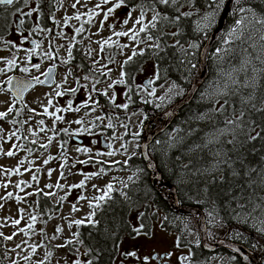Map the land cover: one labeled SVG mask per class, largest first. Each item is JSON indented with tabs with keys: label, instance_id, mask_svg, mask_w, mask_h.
<instances>
[{
	"label": "snow or ice",
	"instance_id": "obj_1",
	"mask_svg": "<svg viewBox=\"0 0 264 264\" xmlns=\"http://www.w3.org/2000/svg\"><path fill=\"white\" fill-rule=\"evenodd\" d=\"M89 0H83V4L81 3V0H75L74 3L71 4V8L75 10L73 16H65L63 18L64 25L67 26L69 21L72 19H76L78 21L82 20V16H87V23L89 25H92L95 23V17L99 16L101 12H103V20L100 21V28L97 30V33L94 35H98L100 31L103 30L104 23L108 20L110 16H112L117 9L121 7H128V19L124 21V25L128 23V20L131 19V13L135 11L137 8L139 9V15L134 21V26L131 29H128L127 31H115V25H110V29L113 31V35L117 37H128L136 47H139L140 44H145L148 46L151 51L159 53L161 51H164L168 47L177 48L179 47L185 54V56L188 55H194V52H189L188 49H185L184 46L181 44L179 40H175V42L172 45H169L167 43L166 38H174L181 34L180 31H165L166 28L172 27L173 25L177 28L182 30L185 23L189 22L190 19L193 16H197L196 19V28L201 31L202 33L207 32V29L211 28L213 23L215 22L217 14L223 9L225 4L228 2V0H206L207 4V10L200 11L198 6V0H150V3H137L136 5H129L128 0H97V3L94 5L93 8L89 9L85 13H81L77 5H81L82 7L87 8ZM233 2L238 5V16L234 21V25L231 27V29L227 32L226 37H222V42L224 45H227V47L224 48H218L216 50L218 58H223L228 56L230 52H233L235 48H240L242 52V56L240 58V64L237 68H235L233 71L226 73L227 77V83L223 85L222 89H218L216 91L217 96H238V101L230 103L228 99H225L223 103H220L219 100L217 103L219 104V107L212 109L213 112H217L219 114H223L225 116L224 124L225 127L223 128H216L212 132L206 133L205 142L203 144H194L191 148L192 151L196 150H202V149H209L210 145H216L220 144L221 147L216 148L214 151H211V155L215 159V164L213 167L219 171L222 168H228L231 169V174L234 176H239L240 172L235 168V165L239 163L241 165V168H244V161L237 159H233L231 156H229V152L233 151L234 149L238 150L239 148H242L245 143H251L253 141L264 139V136H262V133H264V126H261V124H258L255 119H253V115L256 113H264V96H261L259 99H257L256 91L258 88H264V84H261V80H264V16L258 17L256 16L251 9H246L242 4L241 0H233ZM111 4V7H108L106 10H104L103 6ZM32 0H0V6H4L5 9L8 8V6H12V11L10 14L5 15L4 13H0V28H4L7 30V28L13 24H15L18 34L24 39L27 40V37L24 36V32L22 31L23 25L26 22V18L28 21L31 20V17L33 14L38 15L39 20V14L41 12V9L39 7H32ZM60 7H63V0H60ZM163 6V10H161V7ZM28 9L25 11V9ZM151 11L152 18L151 20L147 19L148 12ZM236 15V13H234ZM12 17H15L16 19H12ZM49 19L54 24L59 26L60 21H57L55 19V16L52 13H49ZM139 26L138 28L136 26ZM257 25L260 26L259 29V43L257 42ZM86 31H90L89 29H85L84 22H81L80 27H74L73 29V35L69 39V43L67 46V57L61 58L59 56V48L63 47L57 46L55 44V39L57 38H66V34L62 32H56V35L52 37V39L49 40V51L43 54V57L48 60L58 61V64L49 67L45 72L42 73L44 76V79L42 80L39 75L33 77L32 82L28 83L25 81L17 80L15 84L13 83V78L9 77L7 81L5 82L7 85L12 86L15 88L16 95L13 97L12 102L8 109L4 112H0V120H5L13 125L17 124V121L15 119H9V113H15L16 110V102L22 97V94L24 91L28 90L30 87H33L35 85H46L53 82V74L55 72L56 67L59 65H69L71 61L74 59L73 56V48L76 47V44L82 43L83 40V34ZM31 32L36 33H47L51 35L52 29H46L41 28L39 26V23L35 24L33 28L31 29ZM31 34V33H30ZM143 34V35H141ZM77 37H81L80 40H77ZM73 41L75 43H73ZM4 44L9 48L10 51V58L9 57H3L0 58V62H3L6 64L5 68H0V74H7L8 72L12 71L14 67H19L17 64V56L15 52H12L11 49L15 48L17 50H20V46L15 44L11 41H3ZM32 43L35 45L34 48L31 49H23V51L26 53L25 56V63L30 65V67H21L20 70L26 73H29L31 69H35L36 72H40L41 65L40 63L31 64L33 53H36V49L40 47V43L37 41H32ZM100 45V52L97 56V59L93 61L92 65L89 68L90 72H96L97 76L94 78L92 76H89L87 74L75 77L77 83L79 84L81 80L85 81H91V88L90 93L88 95V101L89 103L81 104L75 108L72 106V101H68L66 108H56L55 112H49V107L52 105V94L46 93L45 98L48 100V104L44 105L41 104V107L43 109L42 113H37L35 109H28V111L32 114L30 116V119L34 115H48V116H54V124L55 121H63V117L60 115H57L56 113L59 112H76L79 113L81 108L85 109L84 116L90 115V111H95L96 106L98 104V101H93L91 93H96L97 95H103L108 96V91L105 89L102 92H97V89L95 87L96 84L105 82L101 78L102 77H108L110 78L112 69L108 68V64L101 65L100 69H96L95 65L100 62L101 59L104 58L103 54L105 52V45L108 47H112L111 43V37L96 41ZM131 45L124 44L119 45L117 44V53L123 54V49L128 48ZM198 47V44L192 43L189 45L190 49H196ZM249 48H251L253 51L249 52ZM146 49H141L139 52L136 51V48L133 47L132 55L129 56L121 65H120V79L113 81L111 84L108 85V88H114L116 84L124 83V77L128 75V73L125 71L127 66L133 61L134 57L136 56H143ZM39 55V53H36ZM92 55V49H88L87 52H85V58H90ZM182 62H186L190 65V70L196 68V64L192 62L191 60H184ZM108 63H115L114 57L110 55L108 57ZM77 67H81L80 65H77ZM104 68H108V71H104ZM237 72H243L245 74L244 79L240 80L237 78L235 73ZM249 72L251 75L249 76ZM73 75V69L71 67L68 68L67 73L64 77L63 83H67L68 76ZM161 79V75L159 70L155 73L154 77L148 81V86L145 88V91L148 92L149 95H155V89L152 87L156 80ZM165 83L167 82L166 77ZM63 85H57L55 89V95L57 97L66 95L68 92H71L72 94H75L77 89H67V90H61ZM83 87L88 88L89 85L85 84ZM160 87H164L163 84L160 85ZM232 88L231 92H228V88ZM241 88L244 89H251V91L248 92L247 95H243L241 93ZM12 88L10 87L8 91H11ZM4 91V86L0 85V92ZM131 91V89L129 90ZM180 92L176 91L175 84L170 85L165 92V97L168 99H171L172 95H179ZM165 97H159V99L163 100ZM39 99V98H38ZM110 100H112L114 104V98L109 97ZM129 102H131V98L129 96ZM147 102V100H145ZM27 108V105H25ZM117 107H121L123 109H127L128 104L124 105H117ZM90 109V111H89ZM196 119H204V116H197ZM100 121L103 123L102 117H95L94 120L88 121V126L81 127L80 129L76 131H71L69 128L62 129L66 135L74 137L78 135L80 132H87L90 130V126H95L96 122ZM28 121H25L24 123H27ZM75 123L78 125H85V119L83 117L78 118L74 121H70L69 124ZM38 125L42 126L40 127L41 132H52L51 136H47L48 143H39V134L35 131L29 130L32 137H34L30 142L32 144H38L39 147L43 149H47L52 141L56 138V136L59 134L56 132L55 127L49 129L46 127H43L45 125V121L43 119L38 121ZM108 128H113V124L108 123L106 125ZM259 129V130H258ZM237 130H239V133L244 136L243 140H240L239 143H237ZM17 130H12L8 133L7 137L3 135V129L0 128V154L6 155L7 157L11 158L14 155H16V152L14 149L19 148L21 150H25L31 155L33 153V149L26 148L22 144H14L12 149H9L6 153H3V143L4 142H11L13 140V137H15L17 140L21 139V136L18 134ZM255 133V135H253ZM230 135L231 139H228L226 141H221V137ZM224 144H230L233 146L232 149H227L223 147ZM60 151L61 156H65L67 152V141H61L60 142ZM110 147V145H109ZM76 151L78 153H91V149L86 147H77ZM107 154L108 156H112L115 153L114 152H97L95 155L97 157ZM52 159V157H49V159H46L44 161L45 164L49 162V160ZM26 162L25 159H21L18 161L17 167L14 169L4 168L3 166H0V175H3L7 179V183L0 184V187L7 188L11 184V176L12 175H22L23 173L20 172V167ZM81 164H89L91 163V156L89 157V160H79L77 161ZM28 163L33 164L35 161H28ZM67 161L65 160L64 163L61 164V172L60 177L57 180V183L55 185L53 184H47L45 185V188L48 189H58L63 190L65 187L69 189V191L73 188H81L83 189L85 187L84 182L82 181L80 184H74L70 186H64L60 184V180L64 179V172L63 168L65 167ZM95 163H99L101 165L100 172L97 173H91V174H83L86 176V179L90 176L96 175H102L105 172V165H107L109 168L112 167L114 164L120 163L119 161H113V162H105L97 160ZM26 171H31V169H26ZM54 169H50L48 172L49 178H51L52 172ZM194 174L204 175L206 172H208V169H194ZM36 172H39V169H36ZM253 173H256V176L253 177ZM244 175L246 177V183L249 186V197L246 198V203L239 204L238 207L240 208L241 212L244 213L247 217H252L253 219H259L261 223L260 232L262 235H264V196L259 197L258 201H254L252 199V194L255 192V186L264 185V169L257 170L256 168H245ZM32 180L35 181L38 185L39 180L37 175L32 176ZM213 182H215V178H213ZM123 187H127L128 185L124 182H121ZM22 185H26L28 187H31V184H28L25 181H19L14 187L18 188L21 192L25 191V188ZM93 189L97 191H101L104 193V195L94 197L93 200L100 202L107 200H110L111 197L109 196V193H111L114 190L113 183H108L104 189H99L96 185H93ZM119 191V190H117ZM41 195L43 194L46 197H51L53 195H56V192L49 191L44 192L43 189H40L37 187L35 193H27V195ZM121 195L124 197L125 200L130 201L131 197L126 193L121 191ZM15 198L17 203H20L22 200H26L25 197H20L16 195L14 197V194L12 192H7L6 196L0 197V200H11ZM67 198V193L63 197H58V204L62 206L63 202ZM78 199H86V197L83 196L81 193L80 196H78ZM38 203V202H37ZM251 205V207H249ZM3 205L0 204V208H2ZM31 207V206H30ZM100 207L99 203H93L92 201L89 202V208L91 211L87 216H85L83 219H78L75 221L69 222V227L71 228L73 224L80 226L82 224L87 223L89 226L93 228H97L100 224V221L95 219L96 216V209ZM73 210H78L75 208V205H73ZM20 213L19 219H12L11 225L13 227L19 225L21 223V220L24 219V209L19 208L17 210ZM258 212L259 215L253 217V213ZM239 214V213H238ZM29 218L31 223H29L27 228H21L19 229V232H23L26 236H29V229L33 228L36 220L37 215L33 213H29ZM52 217L50 216L49 219ZM10 218H4L5 223L0 224V227L7 226V221ZM137 219H141V216H138ZM143 229V224L140 225V227L134 229L135 232L139 233ZM106 232L108 231L107 228L104 229ZM19 232H14L13 235H4L3 232H0V238L6 241L13 240L15 235L19 234ZM63 232V227L58 225L56 227L55 233L52 236V239L55 240L58 238V234H61ZM41 235L46 236V233L41 231ZM79 232L73 233L74 239L67 240L64 244H57L54 246V249L59 248H65L69 245H72V248L70 251L73 252L74 255L79 257L81 255L79 247L77 245H83V241L79 239ZM115 235V233H113ZM234 238V237H233ZM243 239V237H241ZM24 244H28V241H24ZM33 253L36 252L38 247L45 248V256L43 259L36 262V264H50V258L54 255V249H50L48 247V244H29L28 245ZM116 250L118 251L119 245H114ZM253 247H260L262 250H264V245H260L259 242H257L256 245ZM26 251L22 244L16 245L15 249H12L11 251ZM237 252L240 250L237 249ZM92 249L90 247H85V251L83 255H91ZM99 251H97L96 255L88 260H81V259H75L73 261V264H95L96 260L99 259ZM125 256L132 255L134 256L135 253H124ZM25 260H30L29 256L23 257ZM147 259V258H145ZM234 259V258H233ZM13 264H19L18 261H14ZM59 264V262H57Z\"/></svg>",
	"mask_w": 264,
	"mask_h": 264
},
{
	"label": "rangeland",
	"instance_id": "obj_2",
	"mask_svg": "<svg viewBox=\"0 0 264 264\" xmlns=\"http://www.w3.org/2000/svg\"><path fill=\"white\" fill-rule=\"evenodd\" d=\"M129 1L130 0H128V2ZM36 2L40 3L41 0H32L31 6L34 7ZM74 2H75V0H64L63 7H70L71 4ZM81 3L83 4V0H81ZM96 3H97V0H89V2L87 4V8L82 7L81 5H77V8L81 13H85L89 9L93 8ZM111 6H112L111 4H108V5H104L103 8H104V10H106L108 7H111ZM224 7H223V9H224ZM123 8L124 7L117 9L116 12L108 18V20L104 23L103 30L100 31L98 35H94V34L97 33V30L100 28V21L103 20V12H101V14L99 16H96L94 18L95 23L89 27L90 31H86L84 33V35L87 39H91V40L96 39V40L100 41V40H104V39L111 37V40H116V41L118 40L119 42H116V43H118L119 45H121V44L131 45L128 48H124L123 54H121L120 57L117 59L116 69H115V73H114V79L115 80L120 78V76H119L120 75L119 64L123 60H126L132 54L133 47L136 48V45L134 44V42H132L128 37H117V36L113 35V31L109 27L110 25H115V31H117V32L127 31L128 29L133 28L134 21L136 20V18L139 15V9L137 8L135 11H133L131 13V19H129L128 23L126 25H124V21L126 19H128V12H126V10L122 11ZM223 9L217 14L215 22L211 26V29L213 28L212 30H214L218 26L217 25L218 19L221 16ZM236 9L232 10V15L235 19L239 15V14H237ZM27 10L28 9L26 8L25 11H27ZM205 10H207V8ZM234 13H236V15H234ZM255 15L258 17L264 16V15H260V14H255ZM55 17L58 18V20L60 21V25L57 28L59 31V29H61L62 26L64 25L62 12H57ZM36 18H37V15H35V14H33L30 21H28L26 18V26L27 27L29 26L32 29L33 26H35V24L37 23ZM151 18H152V13H151V11H149L147 14V19L151 20ZM12 19H16V18L12 17ZM87 19H88L87 16H82V20L80 22L76 21L74 23L75 24L74 27H80L81 22L83 21L84 27L86 29L85 23H86ZM29 22L31 23V25H29ZM233 25H234V22L232 24L228 25L227 28H224V30L222 28V30L218 33V35L215 39V41L218 42L217 45L215 46V48L213 50L211 49V46H212L211 45L207 51L206 59L208 57V54L210 52H213L212 57H214V64L215 65H216L217 61H219L216 50L218 48L227 47L226 45L223 44L222 37H226L227 32L231 29V27ZM39 26H40V24H39ZM136 27L138 28L139 26L137 25ZM256 27L258 30L257 33H258V37H259L260 26L257 25ZM211 29H209V30L207 29V32L211 31ZM60 31L62 32V29ZM165 31H177V28L173 25L172 27L166 28ZM200 33H202V32H200ZM141 35H143V34H141ZM258 37H257V41H259ZM5 40L14 42L15 44L20 46V50L13 48V49H11V51L15 52L17 55L20 56L19 62L23 65V67H25V66L30 67V65L25 63L26 53L23 51V49L21 47L23 44V40H22V37L17 32L15 24L11 25L9 32L5 36L1 37L0 58H2L5 53L10 52L9 48L3 42ZM175 40H176V37L168 39L170 44H173L175 42ZM146 46L147 45H145V44H140L139 48L144 49ZM183 46L185 49H188L186 44H183ZM178 50L182 54V61L191 60L194 63H196V60L198 59V55L201 52L200 44H198V47L196 49L189 50V52H194V55L185 56L184 52L180 48H178ZM150 51H151V49H149V52ZM150 54H153L154 57H152L151 59L149 57L147 59V63L145 65H143V68H142L141 72L137 74L136 79H137L138 83H141V81L144 80L146 77L154 76L155 73L157 72V70H159L160 75H161V79L158 80V81H160V83L157 85V88L155 89V95L154 96L149 95L146 98H144V103L149 104L150 106L156 107V108L157 107H163L164 111H166L172 104H174L177 100L181 99L187 93V89H184V87L181 84L176 82L173 78L168 76L167 73H165L166 72L165 69L163 70L162 67L159 65V63L157 62V60L155 59V56L157 54L156 52L152 51V52H150ZM196 54H197V57H196ZM183 63L186 65L188 64L186 62H183ZM219 63H221V62H219ZM5 67H6V64L3 62H0V68H5ZM15 68L16 67H14L12 69V71ZM221 68L222 67L216 66V70L214 72V75L212 76L213 78L209 81V83L213 84L212 82L217 81L218 83L222 84L223 82L224 83L227 82V77L225 74L229 73L233 70H231V69L228 70V68L227 69L225 68V70H224ZM206 69H207V67H206ZM207 72H208V69H207ZM10 73H11V71L8 72L7 74H0V83L1 84L6 80V78L10 77ZM200 76H201V74H200V70H199V73L197 74V76L195 78H198ZM165 77L167 80L166 83H165V79H164ZM207 77H208V73H207ZM161 84H163L164 87H160ZM173 84H175L176 91L180 92V94L179 95H172L171 99H168L167 97H165V92H166V89L170 85H173ZM210 86H212V85H210ZM117 92L120 93L122 96L124 89L117 87ZM46 93L52 94V92L49 90H46L44 88H37L28 97V104L30 105V107L32 109H35L37 113L43 112L41 104L47 105V99L45 98ZM110 93L112 95V91ZM211 95H212L211 93H208L206 91L205 92L200 91L199 97H200V99L205 97V96H206V98L207 97L211 98L210 97ZM159 97H165V99L161 100V99H159ZM203 99H205V98H203ZM145 100H147V102H145ZM6 101H8V100L6 99L5 94H2V96L0 95V111H5L7 106H6V104H4V102H6ZM219 102L223 103V100L219 101ZM217 107H219L218 103L216 105V108ZM144 113L145 112L140 111V112H136L135 114H132L130 116V119L127 122H125V123L130 124L129 130L126 128V129H122L121 131H119L117 133L118 135H122V134L123 135H129V137H128L127 142H124L123 140L118 141V143L116 144L117 151L115 152L114 155L108 156L107 154H105V155H102L99 157H97L96 155L95 156L97 158H99V160L105 161V162L122 161L123 163H127L129 157H131L133 152H135L138 148L137 137L142 132V123H143V120L145 118ZM204 114L205 113H200V116L205 117ZM39 120H41V119L38 117L32 118L31 130L35 131L39 134V143L47 144L48 143L47 136H49V135H47V133L43 134V132H41L39 130L41 127L40 125H38ZM178 127L179 126L177 123L174 124V126L171 129H169L168 132H166L163 135V137H160V139L158 140V142L156 144H154L155 148L159 151V156L161 159L163 157L165 158V153H167V150L169 148H171L174 145H177L179 143V141L181 140L182 135H179V133H178L179 128ZM223 127H225V125ZM223 127H221V128H223ZM10 131H12V129L11 128L9 129V127H8V129L5 130L3 135L5 137H7L8 133ZM226 136H229V135H226ZM223 137H225V136H223ZM223 137L220 138L221 141H222ZM29 138L32 140L34 137H32V135H30ZM39 143H38V145H39ZM56 143H57V141L55 140L54 142H52V145H50L48 147L49 149L43 150V151L38 149V148H33L34 151L31 154V158L35 159V169L33 171L20 170V172L23 174L22 175H12L11 176V184L7 188L0 187V197L6 196L7 192H12L14 194V197L16 195H18L20 197L26 196V200H22L20 203H17L15 198H13L11 200H0V204L3 205V207L0 208V224L5 223L4 218H6V217L10 218L7 221V226L0 227V232H3L4 235H13L14 232H19V229H21V228H27L29 223H31L30 218H29V213H33V214L37 215V220H36L33 228L29 229V233H30L29 236H26L23 232H19V234L15 235L13 240H10V241L4 240L5 248H6V255L4 257L0 258V264H13L14 261H18L19 264H36L37 261L44 258L45 248L38 247L36 252L33 253L32 249L28 246L29 244L40 245V244L44 243V244H48V247L50 249H54L55 245L64 244L67 240L74 239L73 233L79 232L78 231L79 228L75 224H73L72 227L70 228L69 222L75 221L78 219H83L85 216H87L89 214V212L91 211V209L89 208V202L90 201H92L94 204L99 203L100 206L102 205V203H104V201L97 202V201L93 200L94 197L104 195L103 192L94 190L93 185H96L99 189H104L108 183H110V182L113 183L114 190L111 193H109V196L111 197L113 192H115V191L117 192V190H119L118 192H120V193H121V191L126 192V190L130 187L131 183L137 181V180H135V178H136L137 174L140 173L139 168L137 169V168L133 167V168H128V169L125 168L124 169V168H121L119 166H114V165L110 168L108 166H105L106 170L102 175H99V176L93 175V176H90L89 178L86 179V176L82 175L81 173L91 174V173L100 172L101 166H97L95 164L93 166H88V165L83 166V167L79 168L78 170H72V169L63 170L64 175H66V177H65V179H61L59 181L61 185L70 186V185H74V184H80L83 181L85 184V187L83 189L73 188L69 191V189L67 187H65L61 191L58 189H51L50 190L48 188H45V185H47V184L55 185L57 183L58 178L60 177L61 161L62 160L59 157H57L58 154H56V153L58 152V145H56ZM123 146L125 147L124 151H121V150L119 151V149ZM12 148H13V146L11 145V143L9 145H4L3 146V153H6L9 149H12ZM216 148H218L217 145H215V147L210 145L209 149H202V150H196V151H199L201 153L206 152V153L211 155V151H214ZM210 149H211V151H210ZM191 151L192 150L190 149L189 150L190 154H191ZM49 153L55 154L57 159L55 161H52V164H45L44 161L47 159ZM75 153H76V150H75ZM75 153H74V155H75ZM90 155L91 154L79 153L76 155V157L78 159H84ZM1 156H3V158L0 159V166H3L4 168H9V169H14L17 167L18 158H12V157L9 158L3 154H1ZM212 158H213V156H212ZM213 160H215V159L213 158ZM37 168H40L39 172H36ZM50 168L54 169V171L52 172L51 178H49V176H48V172H49ZM211 174H213L212 171H211ZM33 175L38 176V180H39L38 185L35 181L32 180ZM181 176L183 179V177L185 176V173L182 172ZM19 181H25L28 184H31V187H28L26 185H22L25 188V191L21 192L18 188L14 187V185H16ZM121 182L126 183L128 186L126 188L123 187ZM137 182H139V181H137ZM3 183H7V179L5 176L0 175V184H3ZM37 187H39L40 189H43L44 192H49V191L56 192V195L51 196L52 201L55 203H58L57 202L58 197H63L67 193V198L63 202L62 206H60L59 209H55L54 212L50 213V216L52 217L51 219H49V217L48 218L44 217L45 216L44 211H46V209L41 211L42 215L40 214V212H38V208H39L38 198L40 195L39 196L35 195V194L27 195V193H35ZM81 193L83 194L84 197H86V199H78V196H80ZM41 195L44 196L43 194H41ZM256 201H258V200H256ZM145 203H144V205H145ZM42 204H43V206L46 205L44 200L41 203V205ZM73 205H75V208L78 210H73ZM19 208H23L25 210L24 211V219L21 220V223L19 225L13 227L11 225V220L20 218V213L17 211ZM139 209H141V210H139ZM138 210L143 213L144 212L143 205L142 206H135L132 209L131 221H132L134 229L140 227L141 224H143V226H145L144 225L145 220H149L147 217H144L142 214H140L141 219L138 220L137 219ZM236 214H237V218L240 221V223L238 225H236L235 228H229V227L224 228V227H220L222 225H219L221 223L217 221V219H216L217 215L215 213H213L211 211H206L207 220L209 222L208 223V228H209L208 233H209L210 241L215 242L219 239L230 240L233 238L232 237L226 238V237L231 236V235H235L237 233L239 235V237H237V238H240V236H241L246 240L245 242L243 240L242 241L245 243V245L247 247H250V245H252V243L254 245H256L257 242H259L260 245H264V243L261 240V235H260L261 232L259 230L261 227L260 220L259 219H253L252 217H247L244 215L243 212H239V214L238 213H236ZM257 215H259L258 212L253 213V217L257 216ZM158 217H159L158 220L156 219L155 216H152L150 218L151 222H152L151 223L152 226H151L150 230L141 231L139 233L136 232L134 235L127 233L122 237L120 245H119V253H118V256L115 260V264H142L139 260L143 259V257L146 256L147 254H151L153 252V250H155L157 252L168 251L172 257L171 264H195V263L191 262L192 248L190 249L189 244L191 243V245H193V246H198L201 244V238H200V234L198 231V222H199L198 216H192L191 215V217H187L186 219L183 218V223L181 225H178V226H180V229H178L177 231H176V229H174V227H175L174 225H176V224L173 225L170 222L169 218L164 219V224L167 227H164V226L162 227V225L160 224L162 217L160 216V214ZM85 224H87V223H85ZM169 224H172V225L169 226ZM58 225L63 227V232L61 234H58L57 239L53 240L52 236L54 235L56 227ZM224 230H225L226 236H224L225 234L222 233ZM236 230L237 231H243V232H242V234H240ZM250 230H252L253 232H251ZM41 231L46 233V236L41 235ZM250 236H252V238L254 240L250 239L249 238ZM79 239L82 240L80 235H79ZM26 240L28 241V244L23 243ZM212 240H215V241H212ZM18 244H22L23 247L27 250L26 251H21V250L11 251L12 249H15L16 245H18ZM77 247H79L80 253H81V255L79 257L74 255L73 252L70 251V249L72 248V245H69L68 247H65V248L54 249V255L50 258V264H57V262H59V264H73V261L75 259H81V260L86 261L88 259V257H87V255H83V253L85 251L84 244L83 245H77ZM255 252L261 253V252H264V250L262 251L259 247L258 249H256ZM124 253H135L137 255V257H133L132 255L125 256ZM25 256H29L30 260L23 259V257H25ZM229 262H230V257L227 254L219 253V254H213L210 258L203 260L199 264H227ZM147 264H155V263H154V261L151 260ZM262 264H264V263H262Z\"/></svg>",
	"mask_w": 264,
	"mask_h": 264
},
{
	"label": "trees",
	"instance_id": "obj_3",
	"mask_svg": "<svg viewBox=\"0 0 264 264\" xmlns=\"http://www.w3.org/2000/svg\"><path fill=\"white\" fill-rule=\"evenodd\" d=\"M140 2L150 3V0H139V3ZM241 4L246 9H251L254 14L264 15V0H241ZM198 6L200 11H204L207 8L206 0H198ZM160 7L161 10H163V6ZM238 7L239 6H236L233 2L231 10L236 8L238 9ZM11 11V6H8L7 9H5L4 6H0V13L8 15ZM220 18L221 16L218 19L217 25L220 23ZM196 19L197 16H193L189 22L184 24L182 30L177 29V31H180L181 34L176 37V40H179L182 45L186 44L188 51L191 50L189 45L192 43L200 44V48L202 50L203 46L210 38L209 37L207 39V37H205V33H200L201 31L196 28ZM234 20L235 18L232 13H229L224 21L223 30L224 28H227L228 25L232 24ZM9 29L10 26L7 30L0 28V41L1 37L5 36L9 32ZM256 36L258 37V33H256ZM168 39L170 38H166L167 43L172 45ZM217 43L218 42L215 41L212 44V50L215 48ZM178 48L179 47H168L164 51L157 53L156 60L162 69H165V73H167L168 76L181 84L184 89L188 90L194 78L199 73V70L201 74V52L195 63L196 68L190 70V65H186L182 62V54ZM252 51L253 50L249 48V52ZM212 53L213 52H210L206 59V67L208 69L207 79L200 87L194 99L180 110L177 117L176 123L179 126L178 133L179 135H182L181 140L177 145H174L167 150L165 158L163 157L160 162L159 168L163 173L164 179L171 184L176 182L179 186L180 192L182 191L178 194L180 206H196L201 208L204 212L211 211L217 215L216 219L221 223L219 225H222L220 227L235 228V226L240 223L236 214L241 212L238 205L246 203V198L250 195L249 186L246 183V177L244 175L245 168H256L257 170L264 169V139L253 141L251 143H245L242 148H239L238 150L234 149L229 152V156H231L234 160L238 158L239 160L244 161V168H241L239 163L235 165V168L240 172L239 176L232 175L231 169L228 168H222L217 171L213 167L215 160H213L212 155L206 152L201 153L199 151H191V154L189 153V150L194 144H203L205 142L206 133L212 132L214 129L219 127L221 128L225 125V116L212 111V109L216 108L217 101H224L225 99H228L230 103L238 101V96L229 95L225 97L217 96L215 94L216 91L218 89H222L223 85L227 82L220 84L215 81L211 84L209 81L213 78L212 76L214 75L216 66L222 67L221 69L224 70L225 68H228V70H234L239 66L240 58L242 56L240 48H235V50L230 52L226 57L218 58L219 61L216 60L218 63H216V65L214 64V57H212ZM235 75L240 80H243L245 76L243 72H237ZM250 75L251 73L249 72V76ZM261 84H264V80H261ZM200 91L211 93V98H206L205 96L203 97L205 99H200ZM227 91L231 92L232 88H228ZM240 91L243 95H247L251 89L241 88ZM256 96L257 99L264 96V88H258ZM200 113H205L204 119L195 118L200 116ZM252 118L255 119L258 124L264 126V113H256ZM253 135H255V133H253ZM262 136H264V133H262ZM228 139H231L230 135L223 137L222 141H226ZM243 139L244 136L239 133V130H237V143ZM216 145L218 148L221 147L220 144ZM211 146L215 147V145ZM223 147L227 149L233 148L230 144H224ZM139 163H141V161L137 158H133L130 165L126 167V169L133 168L136 164H138V167L141 168ZM197 168L208 169V172L204 175L194 174L193 170ZM143 170H145V174L140 177L141 179L138 180L139 182H132L130 187L126 190V193L131 197L130 201L125 200L120 192H113L111 199L102 203V205L96 209L95 219L100 221L98 227L93 228L87 224L79 229V234L84 246L92 249L91 255H87L88 259L93 258L97 251L100 253L99 259L96 260L95 264H115L119 249L117 251L114 245H120L121 239L125 234H135V231L132 230L130 212L133 207L144 205L146 202L145 196L155 193L150 179L149 170L147 168H143ZM211 171L213 174H211ZM182 172L185 173L183 179L181 176ZM252 175L255 177L256 173H253ZM213 178H215V182H213ZM253 187L255 188V192L252 194V199L256 201L259 197L264 196V186L253 185ZM169 202V199L167 200L164 198L159 202V207H163L168 213H176L171 208ZM39 207L42 211L45 209V206H43V204L40 205V203ZM249 207H251V205H249ZM187 217H191V215L180 214L178 222L170 220L173 225H177H174V229H176V231L180 229V226L178 225L183 223V218L186 219ZM170 218L171 216L169 219ZM172 224H169V226ZM105 228L108 229L107 232L104 230ZM250 231L253 232L252 230ZM237 232L242 234L243 231ZM113 233H115V235H113ZM222 233L225 234V230ZM260 235L261 240L264 243V235ZM224 236H226V234ZM231 237H239V235L236 233L235 235L227 236L226 238ZM249 238L254 240L252 236ZM241 240L244 242L246 241L244 238ZM191 248V262L195 264H199L213 255L212 252L206 251L201 245H191ZM216 253L227 254L230 257V262L227 264H245L241 257L229 249H218ZM5 255V243L4 240L0 238V258Z\"/></svg>",
	"mask_w": 264,
	"mask_h": 264
},
{
	"label": "flooded vegetation",
	"instance_id": "obj_4",
	"mask_svg": "<svg viewBox=\"0 0 264 264\" xmlns=\"http://www.w3.org/2000/svg\"><path fill=\"white\" fill-rule=\"evenodd\" d=\"M63 2H64V0H63ZM137 3H139V0H137V1L130 0L128 2L129 5H136ZM59 5H60V0H41L40 3L36 2L35 6H34V7H39L41 9V12L39 14V20H38V15L34 13L35 15H37L36 20L40 24L41 28L52 29L51 35H49L47 33H43V32H41V33L31 32V28L29 26L28 27L26 26V22L23 25V28L26 30V33H24V36L27 37V40H24L22 38V40H23V44L21 46L22 49L34 48L35 45L32 43V41H37L40 43V47L36 49V53H39V55H37L36 53H33V58L31 61V64L40 63V65H41L40 72L37 73L34 68L29 73L21 71L20 68L23 67V65L19 62L20 56L16 54L17 64L19 65V67H16L13 71H11L10 77H12V78L18 77L19 79H21V81H23L22 79L32 80L33 77L39 75L40 78L43 80L44 76L42 75V73L45 72L49 67H52V66L58 64V61L48 60V59L43 57V54L49 51V40L52 39V37H54L56 35V32H58V29H57L58 26L54 25L50 21L49 13H52L55 16L57 12H62V16L64 18L66 15L67 16H73L74 12H75V10L71 8V6L70 7H60ZM226 5H227V3H226ZM125 10H126V12H129L128 7H124L122 9V11H125ZM229 13L231 14L232 10ZM55 19L57 21H59L58 18L55 17ZM76 21H78V20L72 19L71 21H69V23L66 27L62 26V28H61L62 33L66 34V38L55 39V44L57 46H61V45L63 46V47L59 48V56L61 58L67 57L66 49H67V46L69 43V39L73 35V29L75 26L74 23ZM29 25H31L30 22H29ZM85 26H86V29H88L91 26L87 23V20H86ZM61 29H59V32H61L60 31ZM212 29H211L212 32L211 31L207 32V34H205V37L208 38L209 36H211V34L215 30V29L214 30H212ZM80 39H81V37H77V40H80ZM96 41H99V40L87 39L85 37V35L83 34L82 43L76 44V47L73 48L74 59L71 61V63L69 65H59L58 67H56L55 72L53 74V82L50 84H46V85H35L33 88H31L29 91H27L25 93L22 101L20 99L17 100L15 113H9V119H15L17 121V124L13 125V124L5 121V120H0V128L3 129V134H4L5 130L8 129V127H9V129L11 128L12 130L18 129L19 130L18 134L21 136V139L17 140L15 137H13V140L11 142H4L3 146L9 145L11 143L12 146L14 144H22L26 148H31V149L38 148L42 151L49 149V148H47V149L40 148L38 144H32L30 142L31 139L29 137H30L31 133L29 130L31 129L32 118L38 117V118L43 119L45 121V125L43 127L51 129L54 126L56 132L59 133L52 142H54L55 140L57 141L56 145H58V152L56 154H58L57 157H59L62 160L61 164L64 163L65 160L67 161L63 170H67V169L78 170L79 168H81L83 166H87V165L93 166L95 164L97 166H101L99 163H95V161L99 160V158H97L95 156V153H97V152H103V153L114 152L115 153L117 151L116 144L118 143V141H122V140L124 142L128 141L129 135H123V134L118 135L117 134L122 129L127 128L129 130L130 124L125 123V122H127L130 119V116L132 114H135L136 112H140V111L145 112L144 113L145 118H144L143 123H142V132L137 137V140H138L137 150L135 152H133L131 157H129L127 163H123L122 161H119L120 163L114 164V166L126 168L130 165V162L133 158H137L139 161H141V163H139L141 168L138 167V164L135 165V168L140 169V173L137 174V176L135 178V180L138 181V179H141L140 177L145 174V170H143V168H147V162L143 159V157L141 155L142 143L145 140L146 135H148V134L154 132L156 129H158L164 123V120H165V115H164L165 111H164L163 107H157L156 108V107L150 106L149 104L144 103V98L149 96L148 92L145 91V88L148 86V81L150 79H152L154 76L146 77L144 80L141 81V83H138V81L136 79V76L138 73L141 72L143 65H145L147 63V59L149 57H150V59L152 57H154L153 54H150V52H152V51L149 52V48L147 46L144 48V49H146L144 52V55L134 57L133 61L125 69V71L128 73V75H126L124 77V83L116 84L114 88H108L109 84H111L113 81H116L114 79L116 62H117V59L120 57L121 54L117 53L116 45L118 43H116V42H119L118 40L117 41L111 40L112 47H108L107 45H105V52L103 54L104 58L101 59L100 62L95 65V68L100 69L101 65L108 64V68H111L112 72H111L110 78L102 77L101 79L105 82L96 84L95 87L97 89V92H102L105 89H107L108 96L97 95L96 93H91L92 100L98 101V104L96 106L95 111H90V109H89L90 115L85 117L84 116L85 109L81 108L79 113L72 112V111L67 112V113H65V112L56 113L57 115H60L61 117H63V121L62 122L61 121H55V124H54V120H55L54 116L34 115L30 119V116H32V114L28 111V109H32V108L28 104V97L37 88H44V89L52 92L53 103L49 107L50 113L55 112L56 108H66L68 101H72L73 108H75L81 104H84V103H89L88 95L90 93L91 81L81 80L80 83L78 84L75 77H80V76H83L85 74L92 76L94 78L97 76L96 72H90L89 71L90 66L92 65L93 61L97 59V56L100 52V45L98 43H96ZM73 43H75V42L73 41ZM121 45H123V44H121ZM89 48L92 49V55L90 58H85V52H87V50ZM140 50L141 49L139 47H136L137 52H139ZM123 51H124V49H123ZM7 54H10V52L5 53L3 55V57H6ZM110 55H112L114 57L115 63H108V57ZM155 59H156V56H155ZM124 61L125 60H123L119 64V68H120V65ZM77 65H80L81 67H77ZM69 67H71L73 69V75L68 76L67 83L65 84V83H63V81H64V77H65ZM108 68H104V71H108ZM8 78H6V80L2 84L0 83V85L4 86V91L0 92V95L2 96V94H5L6 99L8 100V101L4 102V104H6V106H7L5 111L8 109V107L10 106V104L12 102L13 97L16 95L15 88L11 87L5 83ZM159 83H160V81L156 80L152 87L154 89H156L157 85ZM61 84L63 85L61 90L76 88L77 89L76 93L72 94L71 92H68L66 95L57 97L55 95V89H56L57 85H61ZM85 84H88L89 87L88 88L83 87V85H85ZM10 87L12 88V90L8 91V89ZM117 87L124 89L122 96L120 93L117 92ZM130 89H131V91H129ZM111 91H112V95L110 93ZM129 96L131 98V102H129ZM109 97L114 98V104H113L112 100L109 99ZM126 103L128 104V107L126 110L121 108V107H117V105H124ZM47 104H48V100H47ZM25 105H27V108L25 107ZM0 112H4V111H0ZM81 117H83L85 119V125L82 126V125H78L75 123L69 124L70 121H74V120L81 118ZM95 117H102L103 123H101L100 121H97L96 125L90 126V130L87 132H80L78 135L71 137V136L66 135L63 131H61L62 129H65V128H69L71 131H76V130L80 129L81 127L88 126L87 122L94 120ZM25 121H28V122L24 123ZM176 121H177V118L174 119V121L171 123V125L169 126V128L165 132H168V130L171 129L174 126V124H176ZM108 123L113 124V128L106 127V125ZM44 133H47V135H49V136L52 135V132H43V134ZM164 133H160L159 135H157V137H155V139L149 144V153L157 162L158 167H160V162L162 159L160 158L159 151L155 148L154 144H156L158 142L160 137H163ZM61 141H67V152H66V155L63 157L61 156V151H60V147H59ZM51 145H52V143H51ZM109 145H110V147H109ZM77 147H86V148L91 149V153H86V154H91L90 155L91 161H92L91 163L85 165V164H81V163L77 162L79 160H89V157H90V156H88L84 159H78L76 157V155L79 153L77 151L75 153V150L77 149ZM124 149H125V147L123 146L119 149V151L120 150L124 151ZM14 150L16 152V155H14L12 158H18V161L26 158V162L21 166L20 170H26V169L30 168L31 171H33L35 169V163L30 164V163H28V161H35V159L34 158L32 159L31 155H29V153L25 150H21L19 148H16ZM74 153H75V155H74ZM49 157H52V159H50L47 164H52V161H55L57 159L55 154L49 153L47 159H49ZM2 158H3V156H1V154H0V159H2ZM105 166H107V165H105ZM37 169L40 170V168H37ZM149 173H150V179H151V172L149 171ZM65 177H66V175H64V179H65ZM151 181H152V179H151ZM172 185H174L177 188V195L182 192V191L180 192L179 186L176 182L172 183ZM152 186L155 190V193L150 194L148 196H145L146 203H145V205H143L144 212L142 213L141 211H139L141 209H139L138 213H137L138 216H141L140 214H142L144 217H147L149 219V220H145V223H144L145 226H143L142 231L150 230V228L152 226V224H151L152 222H151L150 218L152 216H155L156 219L158 220V218H159L158 216L160 214V216L162 217L161 223H160L162 225V227L163 226L167 227L164 224V219H167L171 216V218H170L171 221H175V222L177 221L178 222L179 217H180V214L175 210H174V212H176L177 214L176 213L171 214V213L166 212L163 207H159V202L162 201V199H164V198H166L167 200L169 199V195H166V196L163 195V191H164L165 187L164 186L158 187V185L154 184L153 181H152ZM43 200L46 203V205H45L46 211H44V215H45L44 217H47V218L50 217V213L54 212L55 209H59L61 206L60 204L53 202L51 197H46V196L44 197V196L40 195L38 198L40 205L43 202ZM187 206H189V205H187ZM187 206H181V207L185 208ZM40 207L38 208V212H40V214L42 215V213H41L42 210L40 209ZM131 212H132V210H131ZM131 212H130V219H131ZM204 213L206 216V211ZM183 215H185V214H183ZM206 220H207V216H206ZM207 223H209L208 220H207ZM85 225H87V224H82V225L78 226V228L80 229ZM131 225H132V230H134L132 221H131ZM79 229H78V231H79ZM233 239H234V241H242L240 238H237V237L236 238L234 237ZM200 245H198V246H200ZM253 246H254V244L252 243V245H250L251 248L249 247L253 251H256V249L259 248V247H253ZM189 247L191 249V243L189 244ZM217 251L212 252V253L218 254V253H216ZM162 255H164V256H162ZM133 257H137V255L135 254ZM145 258H147V259H145ZM151 260L154 261L155 264H171L172 257L168 251L157 252V251L153 250V252L151 254H147L146 256L143 257V259H140L139 261L142 264H147ZM263 263H264V257H263Z\"/></svg>",
	"mask_w": 264,
	"mask_h": 264
},
{
	"label": "water",
	"instance_id": "obj_5",
	"mask_svg": "<svg viewBox=\"0 0 264 264\" xmlns=\"http://www.w3.org/2000/svg\"><path fill=\"white\" fill-rule=\"evenodd\" d=\"M232 5H233V0H228L226 8L224 9L221 15L220 23L218 27L211 34L210 38L208 39V41L203 46V49L201 50V76L195 78L190 88L188 89L187 93L181 99L177 100L174 104H172L165 111L164 123L154 132L146 135L145 140L143 141L141 146V151H142L141 155L143 159L147 162V168L151 172V179L153 183L157 184L158 187L160 186L165 187L163 191V195L164 196L169 195L171 208L177 211L179 214L198 216L199 219L198 231L201 237V244L204 247V249L210 252H214L220 248L229 249L230 251L234 252L239 257H241V259L245 264H262L264 252L256 253L255 251L247 247L244 243L236 242L233 240H227V239H219L215 242H211L208 237V224L206 221V216L204 211L196 206H187L185 208H182L180 206V201L177 195V188L164 179L163 173L159 169L157 162L149 153V144L155 139V137H157V135L165 132L169 128V126L174 121V119L178 117L180 110L194 99L200 87L205 82L207 78V69H206L207 51L209 47L212 45V43L215 41L218 33L222 30L224 21L228 16L229 12L231 11ZM22 31L26 33V30L24 28L22 29ZM6 56L10 58V54H7ZM17 80L21 81V79H19L18 77H13L14 84ZM22 80L28 83L32 82V80L29 79H22ZM33 87H30L28 90L23 92L22 97L20 98L21 101L23 100L25 93ZM237 249H239L240 251L237 252L236 251Z\"/></svg>",
	"mask_w": 264,
	"mask_h": 264
}]
</instances>
